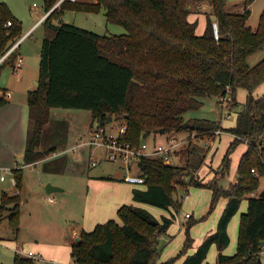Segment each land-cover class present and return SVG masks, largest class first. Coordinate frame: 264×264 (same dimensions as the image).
I'll return each mask as SVG.
<instances>
[{
    "label": "trees",
    "instance_id": "1",
    "mask_svg": "<svg viewBox=\"0 0 264 264\" xmlns=\"http://www.w3.org/2000/svg\"><path fill=\"white\" fill-rule=\"evenodd\" d=\"M59 1L45 0V15L50 14L42 22L46 36L37 88L28 94L23 166L67 147L68 124L62 120L51 122V110L55 108L90 111L89 127L96 122L127 125L125 141L134 148L162 130L164 134L186 132L201 139L230 133L234 140L220 166L223 176L219 180L229 172L233 151L242 143L248 149L240 159L238 179L231 182L229 190L216 180L203 184L193 178L180 179L191 177V170L198 169L205 160L204 154L195 163L191 157L197 148L189 144L186 166L167 164L163 158L141 157L138 165L146 188L134 189L133 200L178 212L173 198L176 189L170 183L175 181L186 191L191 186L208 187L213 192L211 209L220 199L226 200V206L216 231L206 236L183 264H210L206 260L214 245L219 251L216 264H261L264 197L260 196L263 190H258L264 177V95L254 96V91L264 84V58L253 66L249 60L264 50V13L258 27L252 29L248 25L249 6L254 0H245L242 11H230L226 0H95L92 3L65 0L55 7ZM204 4L209 5L208 10L203 9ZM66 10L104 11L108 23L123 26L127 33L100 35L64 23L61 16ZM192 13L206 16L202 36L196 33L198 21H189ZM9 21L11 26H7ZM214 22L218 25V39ZM21 30V22L12 17L8 5L0 3V60L23 37ZM13 67L16 69V65ZM239 89L247 92V98L237 113L234 128L226 129L219 122L207 119L185 120V114L199 107L204 97H231L232 109L235 108L239 105L236 99ZM7 92L0 88V110L9 104ZM66 158L67 155L52 158L43 163V170L63 173ZM23 171L22 167L14 169L17 193L14 196L3 193L0 205V222L7 220L16 235L21 231ZM244 199L248 208L241 216L237 253L226 255L223 251L230 244L229 225ZM118 216L122 225L111 220L96 225L92 231L83 230L79 241L71 245L73 261L156 264L157 235L169 228L173 217H164L160 223L148 210L135 205L122 206ZM191 218L189 215L186 219ZM191 244L188 237L185 250ZM16 264H34V259L16 256Z\"/></svg>",
    "mask_w": 264,
    "mask_h": 264
},
{
    "label": "rangeland",
    "instance_id": "2",
    "mask_svg": "<svg viewBox=\"0 0 264 264\" xmlns=\"http://www.w3.org/2000/svg\"><path fill=\"white\" fill-rule=\"evenodd\" d=\"M79 1L95 2V0ZM226 1L230 11H242L244 9L245 0ZM0 3H6L8 5L12 17L21 22V35H25L22 37L23 39L21 38L22 40L20 39L21 42L16 51H14L7 62L0 67V88L3 92L10 91L13 95V98L10 100L12 109L4 118L7 117L6 125L9 131L12 132L15 127L17 128L15 131V143L11 141V143L5 146L0 143V150H4L3 153H7L6 156L0 159V205L2 204V192L11 193L12 191H16V185H13L15 180L14 169L19 166L24 169V186L23 192L21 191L22 202L19 216L21 231L16 235L14 227L11 226L7 220L0 222V264H16V256L25 258L22 256V253L21 255H16V253L23 252L24 254H28L30 248L34 249L32 245L33 242L39 240L47 242L53 241L56 245L60 246V255L54 256V259L49 261H47L45 257V260L42 261L40 257L33 256L34 264H72L73 260L69 257L68 253L65 252L67 247L66 244L69 241L70 244L79 241L80 234L77 240L74 235H70L69 237L65 235L68 228L80 227L86 231H92L96 225L105 224L111 220L122 225V221L118 216V210L124 205H135L145 208L160 223L163 221L164 217H173V223L169 228L165 232L157 235L155 244L158 252L156 264H183L185 258L188 255L194 254L195 249L197 250L201 241L205 239L207 227L213 224L216 219H218L219 222L225 209V199H220L216 206L211 209L213 192L210 188L204 186H191L186 191L179 183L175 181L170 183L171 188L176 189L173 196L174 202L178 205V212H176L174 209L169 211L147 204L136 203L132 198V190L145 189L146 185L129 184L119 179L118 177H125L127 170L118 165L102 161L98 166H89V158H85L87 154L86 148L80 147L78 149L79 151L74 153V155L68 154L69 156L67 157L69 158H66V166L62 170L63 174H51L43 170V163L50 161L53 155L30 164L31 166H23V155L27 140V123L29 120V114H27L28 94L37 88V82L40 76L42 43L46 36V28L43 24L34 29L32 28L37 24L40 18L45 15L46 6L45 0H0ZM205 4L203 5V9L208 10L209 5ZM249 10L251 11V16L248 25L252 29H256L260 17L264 13V0H254L249 6ZM103 12L104 11L87 13L76 10H66L62 14L61 19L64 23L72 24L100 35L110 36L127 33L123 26L108 23ZM192 14L194 19L196 18L195 21H198L196 33L202 32L203 30L205 32L206 16L204 14ZM55 22L57 23L58 21ZM18 42L14 45L13 42H10L9 46L13 45V48ZM19 58H23L24 62L22 67L16 70L13 65H16ZM263 58L264 50L250 58V65L253 66L257 64ZM263 95L264 84L254 91V96ZM229 98V101L225 104L224 100L220 101L221 97H204L201 99L202 104L187 112L184 118L187 121L193 119H207L219 122L226 129L234 128L237 122V113L242 110L244 106L247 92L243 89L238 90L236 99L239 105L233 109V101L231 97ZM50 115L51 122H59L62 120L68 124L69 138L66 148L73 147L78 142V138L83 135V137H87L90 133L89 125L92 121V113L90 111L55 108L51 110ZM22 118L26 121L25 129L23 127ZM11 123H15V125ZM49 126L50 125L46 128H49ZM4 129L3 137L6 142L8 132L7 128ZM230 137L234 140L233 135L223 132L222 134L219 133L215 134V136L201 139L194 134L183 132L151 135L143 142L147 143L149 148L152 149L155 145H166L171 138H176L178 145L174 154L170 155V163L168 164L178 166L187 165L186 161L189 156L187 154V145L189 144L191 147L197 148V152L191 157L194 159L195 163H199L204 154L205 159L214 156L208 168L204 167L203 169L202 164L198 169L191 170V177L187 176L180 179L188 181L193 178L195 182H202L203 184L216 180L229 190L231 182L238 179L237 155L240 153V150L244 148L243 143L233 151L230 155L231 163L229 172L224 176V179L219 180L223 176L220 166L231 143L228 144ZM75 139L76 141H74ZM215 146L219 148L217 152L215 154L214 151L209 153V151L214 150ZM73 152H75L74 149ZM71 156H76L81 160L75 162ZM157 158L162 157L158 156ZM130 169L131 175L140 174L138 162L131 165ZM83 172H86L84 176L79 177L74 175ZM88 176L96 177V180L100 182L104 180V183L99 186H93L95 184L93 183L92 185L90 183L91 179L89 180ZM48 184L57 186L63 189V191L48 194L46 192ZM91 187L102 188L107 195V200H109L110 203L107 207L102 208L103 211L93 210L94 206L92 207L90 203H85L83 201L87 192L90 193ZM263 189L264 177L261 178V186H259L258 191H262ZM11 195L12 194H9V196ZM49 195L55 198V200H53L54 202L52 201L53 204L44 200V198ZM177 205H174L175 209H177ZM247 208L248 201L244 199L241 202L238 213L233 217V219L235 217L238 218L236 236L233 234V239L230 238V244L224 249L223 253L226 255H235L237 253L241 216L247 211ZM187 214L192 216V218L186 219L185 217ZM34 220H36L35 223ZM95 222L98 223L92 230H89L91 223ZM234 222H236V220H234ZM29 223L34 224L30 225ZM190 223H193V225L189 228L188 225ZM234 227L230 228L229 225L233 233ZM13 234L15 235L13 236ZM188 237H190L192 244L185 250L184 247ZM17 242H21L22 246L18 245ZM34 251L35 250H33V252ZM218 254V248L214 245L213 249H210L208 253L206 262L216 264ZM261 261V264H264V253Z\"/></svg>",
    "mask_w": 264,
    "mask_h": 264
},
{
    "label": "built area",
    "instance_id": "3",
    "mask_svg": "<svg viewBox=\"0 0 264 264\" xmlns=\"http://www.w3.org/2000/svg\"><path fill=\"white\" fill-rule=\"evenodd\" d=\"M63 1L60 0L58 4L55 6H59ZM75 2L77 0H69ZM44 15L40 23L44 21V19L49 15ZM12 23L9 21L7 26H11ZM214 34L216 39L219 38V30L218 25L216 22L213 24ZM23 39V38H22ZM21 39V40H22ZM21 40L14 46L8 53L0 60V63L5 60L20 44ZM23 58H19L16 64V70H18L23 65ZM6 98H11L12 94L7 92L5 94ZM222 99V100H221ZM220 101H229V97H222ZM89 135L87 137H81L78 142L70 148H65L59 153L53 155V158L61 156L77 153L80 147L87 149V154L85 158L88 159L89 166H98L99 163L102 161L115 164L120 166L121 168H125L127 170V174L124 177V181L129 184L134 185H142L145 184V178L138 175H131L130 174V167L135 162L140 161L141 157H158L161 156L164 159L165 163H170L169 158L171 154H174L176 151V147L178 145L176 138H171L168 144L163 145H155L154 148L150 149L147 143H142L139 148H134L131 143L125 141V134L127 133V125H116L115 123L112 124H105L101 125L100 123H94L92 126L89 127ZM73 149L75 152H73ZM71 151V152H70ZM254 171V170H253ZM49 201H53L52 198L48 199ZM189 215H186L188 218ZM27 256L33 258L36 256L32 251L28 252ZM39 257V256H37ZM34 259V258H33ZM72 264H79L77 261H73Z\"/></svg>",
    "mask_w": 264,
    "mask_h": 264
},
{
    "label": "crops",
    "instance_id": "4",
    "mask_svg": "<svg viewBox=\"0 0 264 264\" xmlns=\"http://www.w3.org/2000/svg\"><path fill=\"white\" fill-rule=\"evenodd\" d=\"M197 16V15H196ZM43 17V16H42ZM42 17L40 18V20L37 22V24L32 28V29H34L35 27H37V26H39V25H41L42 23H40L41 22V20H42ZM196 20V18L194 19V17H193V14L192 15H190L189 16V21L190 22H194ZM31 29V30H32ZM205 29V28H204ZM203 32H204V30L202 31V32H198L197 33V35H199V36H202L203 35ZM27 34H28V32H27ZM26 34V35H27ZM25 36V35H24ZM23 36V37H24ZM8 92H10V91H8ZM11 93V92H10ZM12 94V93H11ZM13 98V95L11 96V98H9L8 100H9V104H7L6 106H4L1 110H0V143L3 145V146H5L6 144L8 145V143H11V141H13V143H15V131L17 130V128L15 127L14 128V130L11 132V131H9L8 130V126L6 125V122H7V117L6 118H4V116L6 115V114H9V112L11 111V104H10V100ZM27 114H29V108H28V112H27ZM28 118H29V116H28ZM22 122H23V127H24V129L26 128L25 126H26V121H25V119L24 118H22ZM12 125H15V123H11ZM20 126V125H19ZM21 127V126H20ZM4 128H7V132H8V135H7V139H6V142L4 141V137H3V133H4V131H5V129ZM27 130H28V123H27ZM6 132V133H7ZM20 132H21V129H20ZM21 134V133H20ZM84 136V135H83ZM83 136H81V137H83ZM80 137V138H81ZM80 138H78L77 139V141L80 139ZM74 141H76V139L74 140ZM233 140H232V137H230L229 138V141H228V144L230 143V142H232ZM26 143H27V140H26ZM243 144V143H242ZM25 149H26V145H25ZM219 148L217 147V146H215L214 147V150H211V151H209V153L210 152H212V151H214V154L217 152V150H218ZM247 149H248V146L246 145V144H244V148L243 149H241L240 150V153L237 155V164L239 165V162H240V159H241V157L245 154V152L247 151ZM4 152V150H0V159H2L4 156H6L7 155V153H3ZM25 152V151H24ZM208 153V154H209ZM208 156V155H207ZM213 157L214 156H212V158H206L205 160H204V162H203V169H204V167L205 168H208L209 166H210V164H211V162L213 161ZM67 158H69V157H67ZM71 158L73 159V161H75V162H79L81 159L80 158H78V157H76V156H71ZM238 165H237V167H238ZM26 166H31V165H26ZM1 168H3V167H1ZM18 168V167H17ZM19 168H21L20 166H19ZM52 174V173H51ZM60 174H63V173H60ZM86 174V172H83V173H80V174H74L75 176H79V177H81V176H84ZM89 177V176H88ZM119 179H121V180H124V178L123 177H118ZM89 180H90V183L93 185V183L95 184V185H93V186H99V185H101V184H103L104 183V180L102 181V182H100V181H98V180H96V177H89L88 178ZM235 182V181H234ZM15 184V180H14V183H13V185ZM107 184V183H106ZM15 186V185H14ZM134 190V189H133ZM133 190H132V198H133ZM15 191V190H14ZM62 191H63V189H62ZM22 192H23V190H22ZM58 192V191H57ZM3 193H7L8 195L9 194H12L11 196H13V195H15L16 193H17V190L15 191V192H2V194ZM49 198H52L53 200H55V198H53V197H51V195H49L48 197H45L44 198V200H46L48 203L50 202V203H52L53 204V202L52 201H49L48 199ZM85 203H90L91 204V206L93 207V210H101V211H103L102 210V208H105V207H107L108 205H109V203H110V201L109 200H107V195L104 193V190L102 189V188H94V187H91V190H90V193H88L87 192V194H86V196L84 197V200H83ZM116 204H118V203H116ZM138 204H140V203H138ZM187 215H189V214H187ZM186 218V217H185ZM234 220H236V222H234ZM36 222V220H34V223ZM99 222V221H98ZM98 222H95V223H91V227H90V229L89 230H92V228L98 223ZM34 223H32V224H34ZM216 223H218V219H216L214 222H213V224H211L210 226H208L207 227V230H206V235L205 236H208L209 234H212V232H214L215 230H216V226H217V224ZM234 223H235V227H234ZM30 225H32L31 223H29ZM237 224H238V218L237 217H235L234 219H232V222L230 223V228L232 227H234V233L231 231V229L229 228V233H230V238L231 239H233V234H234V236H236V227H237ZM84 229H82V228H80V227H73V228H68V230H67V232H66V234L65 235H67V236H69L70 237V235H74V237H75V239L77 240L78 239V235L83 231ZM86 231V230H85ZM15 234H13V236H14ZM204 240V239H203ZM203 240L201 241V243L203 242ZM70 242V241H69ZM67 243L66 245H67V247H66V253H68V255H69V257L72 259V257H71V245L73 244H70V243ZM18 243V245H20V246H22V243L21 242H17ZM200 243V244H201ZM33 247H34V249L33 248H30L29 250H28V252H30V251H32L33 252V250H35L33 253L36 255V256H39L40 258H41V260L42 261H44L45 259L47 260V261H49V260H51V259H54V256H56V255H60V246H58V245H56L53 241H51V242H47V241H41V240H39V241H35V242H33ZM213 247L214 246H212L211 247V249H213ZM195 251H196V249H195ZM36 252V253H35ZM21 253L23 254L22 256L23 257H25V258H30L29 256H27V254L25 253H23V252H20V253H16V255H18V254H20L21 255ZM44 257H45V259H44ZM73 260V259H72ZM72 260H71V262H72ZM69 264H71V263H69Z\"/></svg>",
    "mask_w": 264,
    "mask_h": 264
},
{
    "label": "water",
    "instance_id": "5",
    "mask_svg": "<svg viewBox=\"0 0 264 264\" xmlns=\"http://www.w3.org/2000/svg\"><path fill=\"white\" fill-rule=\"evenodd\" d=\"M37 84H38V83H37ZM161 134H164V130L161 131ZM57 191H62V189L59 188V187H57V186H53V185H51V184H48L47 187H46V192H47L48 194H52V193L57 192ZM260 196H261V197H264V189H263V191H262V193H261Z\"/></svg>",
    "mask_w": 264,
    "mask_h": 264
}]
</instances>
